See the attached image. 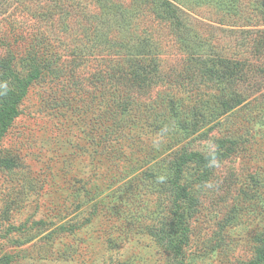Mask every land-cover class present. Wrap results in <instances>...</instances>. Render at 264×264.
<instances>
[{"label": "rangeland", "instance_id": "rangeland-1", "mask_svg": "<svg viewBox=\"0 0 264 264\" xmlns=\"http://www.w3.org/2000/svg\"><path fill=\"white\" fill-rule=\"evenodd\" d=\"M105 1L0 0V264H264V0Z\"/></svg>", "mask_w": 264, "mask_h": 264}, {"label": "trees", "instance_id": "trees-1", "mask_svg": "<svg viewBox=\"0 0 264 264\" xmlns=\"http://www.w3.org/2000/svg\"><path fill=\"white\" fill-rule=\"evenodd\" d=\"M152 1H154V0H152ZM157 3H154L153 2V5L155 4V6L158 7L157 9H162V11H164L166 13V15H172L170 13H176L177 11H179L178 8L174 5V3H173L172 0H161V2L159 4H157ZM97 4L101 5V7L105 8V9H109V7H108L109 4L105 0H98V3ZM173 10L176 11V12H173ZM176 14L178 15V13H176ZM141 41L142 40H139V42H138L139 45L137 46L136 50H138V49H140L142 47V45L140 44ZM134 43H137V42H134ZM34 54L37 55L36 52ZM48 56H49V54H47L46 56L43 57L44 63H45V59L44 58H46V60H47V57ZM142 67H143V65H141L140 62H138V65L136 67H134L135 68V72L138 73V71H140ZM112 100H113L112 104L118 106V104H119L118 103V95L117 96L116 95H112ZM182 196L183 195H181V194H179L177 196V198L175 199L177 201L176 203H179L180 204L183 201ZM184 197H186V196L184 195ZM187 197H189V196H187ZM177 223L180 225V228H181L182 225L185 223L184 216H182V218H179ZM184 232H186V230H184ZM185 236H186V234H185ZM186 240H188L187 237L184 240H182L183 241L182 244H184V241L186 242ZM179 248H180L179 251L182 252L183 246H179ZM259 249L261 250V252L263 253V255L259 258V260H257V262L264 261V250H262V249H264V243L263 244L261 243L259 245Z\"/></svg>", "mask_w": 264, "mask_h": 264}]
</instances>
